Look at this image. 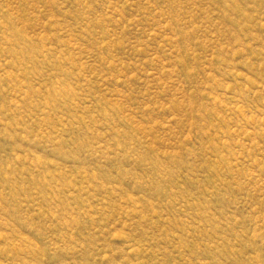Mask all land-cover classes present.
<instances>
[{"label": "rangeland", "instance_id": "obj_1", "mask_svg": "<svg viewBox=\"0 0 264 264\" xmlns=\"http://www.w3.org/2000/svg\"><path fill=\"white\" fill-rule=\"evenodd\" d=\"M0 264H264V0H0Z\"/></svg>", "mask_w": 264, "mask_h": 264}]
</instances>
